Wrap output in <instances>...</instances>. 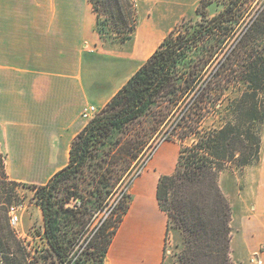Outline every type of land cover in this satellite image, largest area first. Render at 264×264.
I'll use <instances>...</instances> for the list:
<instances>
[{
    "label": "crops",
    "instance_id": "1",
    "mask_svg": "<svg viewBox=\"0 0 264 264\" xmlns=\"http://www.w3.org/2000/svg\"><path fill=\"white\" fill-rule=\"evenodd\" d=\"M179 5L172 20L164 0L138 2L130 41L108 42L91 0H0V149L9 178L45 184L70 160L88 106L104 108L199 0ZM180 140H167L134 181L129 205L104 264H165L170 220L158 199L173 174ZM220 187L231 206L230 255L251 259L264 244V138L260 160L225 169ZM264 264V255L262 254Z\"/></svg>",
    "mask_w": 264,
    "mask_h": 264
},
{
    "label": "rangeland",
    "instance_id": "2",
    "mask_svg": "<svg viewBox=\"0 0 264 264\" xmlns=\"http://www.w3.org/2000/svg\"><path fill=\"white\" fill-rule=\"evenodd\" d=\"M140 1L122 0L123 10L120 12L112 9V13L109 12L108 4L111 1L99 0L96 3L99 7L97 27L103 40L113 43L130 41L137 25V9ZM164 1L170 4L165 7L172 20L179 5L173 6L171 0ZM183 1L185 4L192 3V0ZM200 1L192 5V9H188L186 15L171 30L170 36L173 37V41L169 43V48L176 45L182 36L193 33L201 23H205L212 16L223 11L232 2L231 0H214L203 16L197 13ZM128 3L131 7H128ZM263 6L264 0H249L248 3L241 4L237 12L243 11L244 15L237 32L228 36L223 48L217 52L216 47L215 51L214 46L211 48V44H217L214 35L224 36L221 31L216 30V34L210 33L196 41L187 55L177 61L171 70L172 83H169L167 89L148 100L136 114L133 113L127 119L119 121L102 141L100 139L93 143L95 145L90 147L85 162L64 174L54 188L46 192L38 191L36 188L26 186L27 183L26 185L19 183L15 186L11 183L13 181L11 178L1 177V180H5L7 191L4 193L0 208H9L2 211L4 219L1 223L5 226L4 233L7 234L10 228L13 236L12 240H6L8 264L101 263V249L95 248V242L100 234H102L101 240L105 238L103 236L105 229L107 236L113 235L122 219L123 210L129 205L130 197L129 195L124 197L113 208L108 219L100 225H97L99 216H96L95 212L112 207L114 198L126 179L143 168L147 159L154 155L153 153L162 143L175 139L180 140L183 147H187L198 138L195 133L189 132L191 128L201 129L203 133V130L220 128L223 125V116L228 102H224L220 109L221 99L216 95L221 92L217 88L218 85L214 83V88H204L215 76ZM230 24L231 20L226 21L223 26L226 28ZM239 60L237 63H242V58ZM224 69L219 77L228 78L230 71L227 67ZM174 85L176 89L173 88ZM245 87L243 83L238 84L239 89ZM225 92L227 97L237 94L231 88L226 89ZM103 110V108L98 109L93 117L102 113ZM257 129L263 140L264 122L260 123ZM185 132H189V136H185ZM2 161H5V155L0 149V174L3 170ZM256 163L258 161L253 164ZM245 167L234 160L227 162L223 170L241 171ZM45 202H52L56 232L69 247L64 260L57 255L48 238L43 205ZM6 214L8 220L5 219ZM16 214L19 216V222L12 224L11 220ZM170 230L167 237L165 264H181V254L185 248L184 232L175 227L172 219ZM229 256L231 264H234L231 255Z\"/></svg>",
    "mask_w": 264,
    "mask_h": 264
},
{
    "label": "trees",
    "instance_id": "3",
    "mask_svg": "<svg viewBox=\"0 0 264 264\" xmlns=\"http://www.w3.org/2000/svg\"><path fill=\"white\" fill-rule=\"evenodd\" d=\"M109 1V12L112 13V9L120 12L123 10L122 0ZM213 1L201 0L197 13L205 16ZM231 1L223 11L201 23L193 33L182 36L176 45L169 48V43L173 41L171 31L152 56L103 108V112L96 114L77 134L71 145L69 163L45 184H24L44 192L54 188L64 174L85 162L90 147L95 145L93 143L100 139L102 141L110 134L114 125L127 119L129 115L136 114L148 100L167 89L169 83H172L170 72L176 62L186 56L191 46L202 36L216 34V30L221 31L225 37L221 34L214 35L217 44H211V48L214 46L215 51L216 47V52L223 48L227 37L237 32L243 18V11L237 12L240 5L249 2ZM97 2L91 0L99 21ZM127 5L131 7L129 3ZM230 20L231 24L224 28V23ZM240 58L242 63H237ZM226 67L230 71L228 78L219 77ZM214 83L221 90L216 94L221 99L220 109L224 102H228L223 125L220 128L203 130V133L201 129L191 128L189 132L195 133L197 140L182 148L176 171L162 176L158 184L157 194L162 208L168 213L169 220H173L175 227L184 232L185 248L181 254V264H231V206L218 185V174L227 162L235 160L245 167L260 159L262 138L257 126L264 122V6L204 89L214 88ZM239 83L246 87L239 89ZM173 88L176 89L175 85ZM230 88L237 93L233 97L225 95L226 89ZM189 132H185V136H189ZM2 167L0 203L7 191L5 180H1V177H9L5 170V161H2ZM11 183L17 186L20 182L13 180ZM43 205L49 241L60 259L64 260L69 247L56 232L52 202H45ZM3 210L9 208H0V248L7 261L6 240H12L13 236L10 228L7 234L4 233L5 226L1 223L4 219ZM126 210L127 208L123 210V214ZM5 219L8 220L7 214ZM106 231H103L105 238L101 240L100 234L95 242V248L101 249L100 264H104L115 234L114 232L107 236Z\"/></svg>",
    "mask_w": 264,
    "mask_h": 264
},
{
    "label": "built area",
    "instance_id": "4",
    "mask_svg": "<svg viewBox=\"0 0 264 264\" xmlns=\"http://www.w3.org/2000/svg\"><path fill=\"white\" fill-rule=\"evenodd\" d=\"M136 1V0H133ZM97 108L95 106H88L84 112L82 113V116L84 119H90L93 117V115L97 112ZM154 154V153H153ZM153 156V155H152ZM152 156L150 158L147 159L145 165L143 168H140L139 170L135 171L131 176H129L126 181L124 182V184L121 186V188L119 189L116 197L114 198L112 207L109 208H105V209H100L98 210V212H95L96 216H99V219L97 221V225H100L101 223H103L106 219H108V217L110 216L113 208L123 200L124 197H126L127 195H129L131 187L134 183V181L136 180V178H138L143 171L145 170V168L147 167V164L149 162V160L152 158ZM79 202H77L78 204ZM75 204V206L77 205ZM12 224H17L19 222V216L18 214L14 215L12 220H11ZM260 255L257 253L253 256V258L251 259L252 262H255L257 264H260L263 262L262 259V254L264 255V244L261 246V249L259 251ZM0 264H7L5 255L2 251V249L0 248Z\"/></svg>",
    "mask_w": 264,
    "mask_h": 264
}]
</instances>
